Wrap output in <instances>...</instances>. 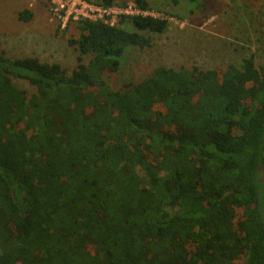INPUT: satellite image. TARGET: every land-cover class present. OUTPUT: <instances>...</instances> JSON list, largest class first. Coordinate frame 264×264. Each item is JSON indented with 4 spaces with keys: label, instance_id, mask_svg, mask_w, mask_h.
Segmentation results:
<instances>
[{
    "label": "trees",
    "instance_id": "16d2710c",
    "mask_svg": "<svg viewBox=\"0 0 264 264\" xmlns=\"http://www.w3.org/2000/svg\"><path fill=\"white\" fill-rule=\"evenodd\" d=\"M71 23L70 72L0 54V264H264V63L159 65L113 89L104 73L170 22Z\"/></svg>",
    "mask_w": 264,
    "mask_h": 264
},
{
    "label": "rangeland",
    "instance_id": "374dc122",
    "mask_svg": "<svg viewBox=\"0 0 264 264\" xmlns=\"http://www.w3.org/2000/svg\"><path fill=\"white\" fill-rule=\"evenodd\" d=\"M131 1L115 3L126 5ZM148 1L155 11L169 17V27L154 35L151 47L129 46L118 70L104 73L113 89L139 82L159 65L225 69L251 54L257 66L264 63V0H181L176 4L172 0ZM24 8L33 13L26 22L18 19V12ZM78 35L74 23L62 27L53 16L50 0H0V54L10 58L35 56L43 62H58L70 72L77 64L78 51L68 40ZM88 61L85 56L83 62ZM14 81L34 91L27 80Z\"/></svg>",
    "mask_w": 264,
    "mask_h": 264
},
{
    "label": "built area",
    "instance_id": "2783aa9c",
    "mask_svg": "<svg viewBox=\"0 0 264 264\" xmlns=\"http://www.w3.org/2000/svg\"><path fill=\"white\" fill-rule=\"evenodd\" d=\"M50 6L53 16L61 23L62 27H66L70 21H77L80 18L94 21L103 20L105 23L115 24L120 15H141L170 20L162 12L154 9H141L134 1L126 5L104 6L91 0H50Z\"/></svg>",
    "mask_w": 264,
    "mask_h": 264
}]
</instances>
